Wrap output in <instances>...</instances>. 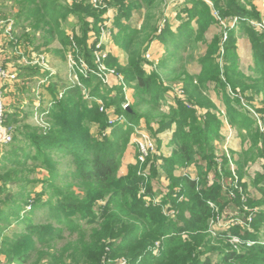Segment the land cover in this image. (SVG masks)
Listing matches in <instances>:
<instances>
[{"label":"trees","instance_id":"16d2710c","mask_svg":"<svg viewBox=\"0 0 264 264\" xmlns=\"http://www.w3.org/2000/svg\"><path fill=\"white\" fill-rule=\"evenodd\" d=\"M168 1L105 0L107 8L98 10L90 0H73V5L62 0H16L20 10L13 26L25 29L29 24L33 32L15 36L10 42L12 48L32 44L40 32L37 52L58 43L61 49L55 50L57 54L64 57L69 52L76 62L83 59L93 69L89 35L91 31L100 35L103 17L108 8L113 9L116 14L112 26L118 32L114 38L127 52V64L122 66L117 58L109 56L105 65L122 75L134 94L132 103L124 109L127 102L122 87L109 88L98 76L78 72V82H69L31 63L19 71V78L26 80L23 91L34 81L28 82L31 77L46 78L40 99L42 111L48 112L49 128L25 126L14 139L13 143L18 141L16 146L9 145L11 155L3 158L0 167V255L7 263L118 264L124 260L127 264H264V243L260 241L264 173H257L251 183L243 182L246 168L256 161L257 154L264 157V132L243 105L244 94L240 98L227 92L230 87L259 92L264 86V32L249 25V20L259 19L260 14L251 0H186L177 14L179 27L174 29L167 20L160 27L159 19L150 24L152 11L165 7ZM144 9L147 14L142 26H131L134 13ZM70 18L77 21L76 26ZM234 18L238 22L230 28L229 21ZM215 27L221 31L199 58V72L190 73L181 51L192 42L206 44L205 36ZM241 34L249 39L253 70L259 79L239 72L237 41ZM155 40L161 42L166 54L156 70L147 73L144 54ZM73 71L76 73L75 68ZM172 78L183 94L175 93L174 106H168L165 95L173 89L166 81ZM86 90H90V99ZM113 90L117 92L112 94ZM211 90L220 106L209 95ZM97 100L103 101L105 111H100ZM114 108L132 125H140L145 119L152 131L150 122L155 120L157 134L173 130L171 156L150 155L144 164L130 165L126 176L119 175L127 142L119 146L117 142L128 139L134 127L112 126L115 128L108 137ZM222 109L228 124L243 142L249 141L250 148L238 160L231 150H223L219 167L215 142L226 143L219 118ZM159 160L161 165L157 164ZM30 161L38 165L29 166ZM230 164L237 168L235 176ZM190 166H195L197 177L187 173ZM37 167L47 174L42 182L27 177L28 171L33 174ZM144 168L151 173L146 182L139 174ZM163 177L168 179L166 187ZM226 178L231 183L225 188ZM155 179L162 183L159 190L154 187ZM10 183L19 190L9 191ZM144 183L146 194L139 195ZM38 184L40 191L35 190ZM251 184L259 198L249 194ZM231 204L245 219L244 224H233L214 236L217 213L222 215ZM42 210L43 219L36 222L37 211ZM8 230L11 238L5 236ZM232 238H238L239 243L233 244Z\"/></svg>","mask_w":264,"mask_h":264},{"label":"rangeland","instance_id":"374dc122","mask_svg":"<svg viewBox=\"0 0 264 264\" xmlns=\"http://www.w3.org/2000/svg\"><path fill=\"white\" fill-rule=\"evenodd\" d=\"M65 3H68V5H73V0H62ZM109 1V0H108ZM254 1H259V0H251L252 4ZM16 0H0V51H1V59L2 63L8 67V69H12L15 71H20L23 70V67L28 66L29 63L32 65L35 64V62L39 59L40 56H44L46 58V67H42L43 70H48L51 72L53 75L60 76L64 80H68L69 82H78V72L80 74H84L85 76H88L90 74L94 76H98L101 78V81L109 88L117 89L119 87H122L123 91L125 94L128 92V94L133 96L134 94V89L132 87H129L123 78L122 75H119L116 73V70L113 68L108 67L105 65V61L108 59L109 56H115V58L118 59L119 64L124 66L127 64V52L121 48L115 41V35L118 33L117 29L113 28V20L115 17L116 12L108 8L107 13L104 15V24L102 27H100V35L96 34L95 31H91L89 35V40H88V48H90V51L92 52V56H94V68H91L88 66V64L85 62V60L80 59L79 62L74 60L72 57V54L67 52L64 57L60 54H57L55 50H60L61 48L59 47L58 43H55L48 48L44 47L41 52H37L35 49V46L39 44L38 38L41 37L40 32L36 34L35 36L37 37L32 44H27V43H22L20 44V48H12L10 45V42L13 38L20 37L22 36L26 31L28 32H33L32 28H29V24H26L25 29H22V27L16 28L13 26V22H16V17L19 14V7L16 5ZM91 2V0H90ZM186 0H169L168 3L165 5V7L162 8H157L155 11H152V16L153 20L148 21L150 24L154 22V20H160V27L164 25V22L167 20V22L173 24V28H177L180 26V22L176 19L177 14H179L182 10L183 5L185 4ZM92 3V2H91ZM160 3H157V5ZM93 5V4H92ZM157 5L154 7L156 8ZM94 6V5H93ZM105 6V7H104ZM95 7V6H94ZM107 8V4L105 0H103V6L100 7V9ZM96 9V7H95ZM99 10V8H98ZM260 14V18L256 20H249V25H256L260 24L263 20V11L262 8L261 10H257ZM147 14V10H142V11H136L133 15V19L131 22V26H134L136 28H140L142 24L145 22V16ZM155 18V19H154ZM71 24L73 26H76V20L74 18H70ZM235 23L233 20L229 21V26L230 28H234L233 25ZM71 25V26H72ZM154 25V24H153ZM109 26V28H108ZM253 28H255L253 26ZM256 29V28H255ZM259 29V28H258ZM109 32H108V31ZM257 30V29H256ZM220 28H214L212 29L207 36H205L206 39V44L202 42H192L189 44H186L184 47V50L181 51V57L186 58V63H184V66L187 71H190V73L197 74L200 70V63H199V58L205 54L207 50V45L208 42L216 35L219 34ZM260 33H263L264 31H259ZM160 33V31L158 32ZM69 34L71 32L69 31ZM30 36H33V33H30ZM23 37V36H22ZM226 36L224 37V40H226ZM237 41V54L239 53L240 59H239V72L242 73L245 76H251L254 77L255 79H259L260 75H258L255 70H253V58H252V51H251V44L249 42V39L246 34H241L239 35ZM24 42V40H22ZM248 45V46H247ZM57 48V49H56ZM166 50L164 46L161 44L159 40H155L150 46L148 51L144 54L146 60H147V65H145V70L147 73L153 72L156 70L157 65L161 62L162 58L165 57ZM74 68L76 73H74ZM19 74V73H18ZM19 76V75H18ZM33 78L32 80L28 79V82H31L25 91H23V84L25 83V79H18V82L11 83L9 84V91L6 95V105H7V113H8V118L7 120L9 121V126L13 128V134L15 137L17 136L18 132H24L23 128L25 126H33V127H39V128H49V123L47 120L48 112H43L42 110V105H41V99H42V93L44 92L43 88L41 87L42 84H46V78L42 76H36V77H31ZM175 78H172L168 81H166V84H171V87L173 91L170 93V95L167 93L165 95L166 102L168 106H174V98H175V93H177V88L179 87V83L177 81H174ZM171 82V83H170ZM80 83V82H79ZM81 85V83L79 84ZM228 89V93L232 97H234V94L239 95L241 98V95L244 94V97H242L244 100H242L243 105H247V112L253 117V119L258 122V118L261 119V127L258 125L261 129V131L264 132V86L261 85L259 89L261 91L255 92L253 89L250 91H242L241 88H236V90L230 88ZM21 90V91H20ZM117 90H113L112 94L116 93ZM234 94H233V93ZM86 98L90 99V90L84 91ZM178 94V93H177ZM209 95L213 98V100L216 102L218 106H220V102L217 100L216 95L214 94L213 90L210 91ZM41 98V99H40ZM130 99V97H129ZM133 101V100H132ZM97 102L101 105V107L105 109V104L101 100H97ZM127 103L129 102L128 99H126ZM104 104V105H103ZM46 106V105H44ZM166 106V108H169ZM114 108V112H115ZM223 110V109H222ZM220 112V111H219ZM154 115V113H152ZM218 115V113H217ZM121 115L118 113H115V123L111 126H109L108 130L106 131V135L108 137L111 136L112 131L114 130L115 127L121 126L125 128H130L134 127L133 132L131 135L127 138H124L123 140H120L117 142L118 146L122 145V142H127L125 145H123V148L125 149L124 152H122V159H121V165L119 169V175L121 176H126L129 174V166L130 165H138V164H144L147 159L145 158L144 162L140 161V145L141 147H149L150 145L155 147V139H157V142L159 141V138L163 137L164 141L162 145V150L163 147H165V144L167 141H171L172 138V132L171 131H166L161 134L156 133V129L149 131L147 127V123L145 119L141 120L140 125H132L128 119L124 118L123 121L118 122V117ZM156 118V117H154ZM219 118L223 122V129L222 134H225L230 138L229 143L223 145L221 142H215V161L219 165V167L223 163V156L222 152L225 149L231 150V152L234 153L233 158L235 160H238L239 155L243 152L246 151L247 149L250 148V143L249 141H242L243 138L240 136L238 131L236 129L231 128V126L226 124L225 120L222 115L219 114ZM155 120H152L151 126L155 125L154 123ZM115 126V127H112ZM175 126L173 127V129ZM92 133H97L96 128H92ZM169 133L171 134L169 137L166 136V134ZM245 134V132H242ZM22 140L23 138L20 137ZM112 140L115 141V137H111ZM225 142V140H223ZM16 143L11 144L10 146H16L18 141H15ZM22 142V141H21ZM11 147V148H12ZM31 147V146H30ZM10 147L4 148V150L0 153V167L2 165L3 158L5 156H10L11 154H8ZM170 148V146H169ZM139 153H138V151ZM167 149V148H166ZM172 147L169 149L170 152H172ZM29 150H26V152ZM165 150V149H164ZM168 150V151H169ZM161 151V150H160ZM257 150H255V153ZM158 155H164V153H159V150H157ZM230 156V155H229ZM67 160V159H66ZM65 160V161H66ZM158 165L162 164V161L159 160L157 163ZM32 165H38V163H32V161L29 162V166ZM234 168V172L231 169L232 166L230 164V170L233 173V175H236V166L235 164H232ZM68 170V169H66ZM159 170V169H158ZM162 173V169H160ZM187 173L191 174L194 177H197L196 173V168L195 166H190L187 170ZM5 173V171H4ZM257 173H264V157L261 156L260 154H257L256 161L254 163H250L248 168H246V176L244 177L243 182H248L251 183L252 179ZM140 175L143 177L142 182H146L150 179L151 173L148 171L147 168H144L140 170L139 172ZM175 174H179L178 171H175ZM47 177V174L45 173L44 168L42 167H37V170L32 174L27 173V177H29V180L33 181H38L42 182V180H45L43 178ZM166 177V176H165ZM163 177L162 180L165 184V187L168 184V179ZM213 174H209V180L210 182L213 180ZM1 183V182H0ZM154 187H156L157 190H159L162 187V183L157 181V179L154 180ZM212 183V182H211ZM231 181H229L227 178L224 179L223 185L226 188ZM146 183L141 184L140 186V194L142 195L144 191H146ZM34 188V187H32ZM144 188V189H143ZM143 189V190H142ZM8 190L11 191L12 193L17 192L18 186L15 184H9L8 185ZM35 190L40 191L41 190V185L38 184L37 186L35 185ZM156 190V191H157ZM248 192L251 195V197L254 198H259L260 196L257 194V191L255 187L251 184L250 187L248 188ZM156 192L155 194H157ZM228 198L230 195L226 194ZM209 206L212 207L216 212H218V208L215 206L213 202H209ZM215 207V208H214ZM29 209V208H28ZM264 209V208H263ZM37 215L35 217L36 222L41 221L43 219L42 215H44V210L42 211H37ZM34 220V219H33ZM217 223H215L212 227V229L216 230V233H223L227 231V229L232 226L233 224H244L243 222L245 219L239 216L237 213L235 207L231 204L229 207L225 209V212L221 215L217 213V216L215 218ZM14 230H16L14 228ZM1 231V230H0ZM11 233L6 231L5 236L7 238H11L9 236ZM260 241L264 243V228L260 232ZM3 237L0 238L2 240ZM237 238H232V242L236 241ZM3 241V240H2ZM1 244V241H0ZM237 244V243H233ZM250 244H254V242H251ZM61 245V244H60ZM1 246V245H0ZM121 262V261H119ZM118 262V263H119ZM0 264H11L7 263L5 256L0 255Z\"/></svg>","mask_w":264,"mask_h":264},{"label":"built area","instance_id":"2783aa9c","mask_svg":"<svg viewBox=\"0 0 264 264\" xmlns=\"http://www.w3.org/2000/svg\"><path fill=\"white\" fill-rule=\"evenodd\" d=\"M91 2L96 8H100L101 6H103V0H91ZM259 2H260V5L262 7V11H263V20H262V22L260 24H256V25H252V26H254L259 31H264V0H259ZM215 16H217V14H215ZM233 22L235 23L233 25V27H234L236 25V23L238 22V19L234 18ZM108 28H109V26H108ZM36 64L40 65L41 67H46V65H47L46 58L44 56H40V58L36 61ZM18 75H19L18 71H15V70H12V69H8V67H6L2 63L1 51H0V152L3 151V149L5 147L13 144L14 139H15V135L13 134V128L11 126H9L8 120H7L8 113H7V105H6V95H7L8 91H9V89H8L9 84L18 82V79H19ZM177 93L180 96H182V94H183L182 90H180V86L177 88ZM128 107H129V103H125L123 105L124 109H127ZM100 111L103 112L105 110H104L103 107H100ZM220 114L223 116L225 114L224 110H222L220 112ZM114 115H115V112H114V110H112L111 113H110V117H109V124L110 125H113L115 123ZM124 118L125 117L122 116V115L120 117H118V122L117 123H120V121H123ZM223 118H224V116H223ZM258 120H259L258 121L259 125L261 127V124H262L261 119L258 118ZM225 122L227 124L226 120H225ZM263 122H264V120H263ZM224 128L225 127L222 128V132H223ZM224 137H225L224 139H225V142H226L225 144H228L231 137H229V136H227L225 134H224ZM227 150L228 149H225L226 152H227ZM155 154H157L156 144H155V147L152 146V145H150L149 147H144V146L141 147V145H140V158L139 159H140L141 162H144L145 158H148L150 155H155ZM228 157H230V156H228ZM231 166H232L231 169L234 172L233 165L231 164ZM145 192L146 191H144V193L142 195L146 194ZM146 200L150 201V198H146ZM156 202H159V200L156 199ZM172 215H174V213ZM251 221H252V219L250 218L249 222H251ZM212 234L215 236L216 235V230L212 229ZM233 243H239V239L237 238V240L234 241ZM118 264H127V263H126V261L123 260V261L119 262Z\"/></svg>","mask_w":264,"mask_h":264},{"label":"crops","instance_id":"0c3cea01","mask_svg":"<svg viewBox=\"0 0 264 264\" xmlns=\"http://www.w3.org/2000/svg\"><path fill=\"white\" fill-rule=\"evenodd\" d=\"M254 6L256 7V9L257 10H261V5H260V2L259 1H254ZM233 20V19H232ZM231 21V20H230ZM174 26V25H173ZM175 27V26H174ZM176 29V28H175ZM239 41V40H238ZM248 46V45H247ZM238 56H239V59H240V55H239V53H238ZM115 57V56H114ZM40 58V57H39ZM35 64H36V62H35ZM19 73V72H18ZM16 84V83H15ZM126 95V99H128L129 100V102H131L132 103V94H131V96L128 94V92L125 94ZM129 97H130V99H129ZM131 103H129V104H131ZM156 125H153L152 126V128L153 129H156ZM150 131V130H149ZM171 134H169V133H167L166 134V136L167 137H169ZM223 136V140H225L224 138V134L222 135ZM170 138V137H169ZM157 140V139H156ZM159 141H160V143H159ZM159 141H158V150H159V153H164V155H162L163 157H165V158H168V157H170L171 156V152H170V148H169V146H170V140L169 141H167V143L165 144V147L167 148H164L163 147V150H162V145H163V142H165L164 141V139H163V137H161V138H159ZM165 149V150H164ZM161 150V151H160ZM169 150V151H168ZM180 174V173H179ZM179 174H176V175H179Z\"/></svg>","mask_w":264,"mask_h":264}]
</instances>
